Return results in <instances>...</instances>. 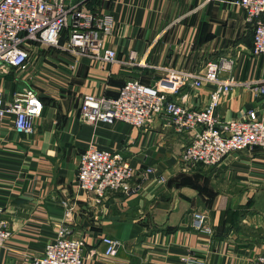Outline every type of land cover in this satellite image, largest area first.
I'll return each instance as SVG.
<instances>
[{
  "label": "crops",
  "instance_id": "0c3cea01",
  "mask_svg": "<svg viewBox=\"0 0 264 264\" xmlns=\"http://www.w3.org/2000/svg\"><path fill=\"white\" fill-rule=\"evenodd\" d=\"M86 6L114 17L106 44L117 61L66 50L63 32L60 46L28 44L26 70L0 69L5 104L25 86L44 104L33 133H18L13 116L0 128V206L13 232L0 248V264H32L65 223L85 241V264H250L264 252L263 148L234 151L216 166H187L180 156L193 132H176L165 116L144 128L80 119L85 94L117 97L128 81L157 86L168 72L199 75L222 58L232 60L219 74L232 89L216 115L241 118L255 108L264 117V94L256 89L264 84V55L253 52L245 11L233 0H89ZM192 81L169 98L203 108L215 86ZM90 146L121 152L135 168L139 192L96 203L81 190L79 158ZM197 210L208 213L212 233L194 228ZM104 236L121 242L116 256L104 255Z\"/></svg>",
  "mask_w": 264,
  "mask_h": 264
},
{
  "label": "built area",
  "instance_id": "2783aa9c",
  "mask_svg": "<svg viewBox=\"0 0 264 264\" xmlns=\"http://www.w3.org/2000/svg\"><path fill=\"white\" fill-rule=\"evenodd\" d=\"M89 0H0V69L28 68L29 43L60 46V39L67 31L64 48L68 51L91 56L111 63L118 59L117 51L108 47L107 38L113 35L116 21L111 14L94 11L86 5ZM245 11L246 21L254 27L253 52L264 55V0H233ZM133 59L135 52L130 54ZM232 60L222 58L220 63H209L205 72L193 75L184 72H168L157 86L140 81H128L117 97L85 94L80 108V119L85 124L121 121L138 128L147 127L155 118L165 116L166 125L178 133L193 132L189 144L181 153L184 165L203 164L216 166L230 153L246 148L264 149V117L257 109L248 110L243 117L222 120L216 108L232 89V81L220 79L221 70L231 69ZM200 87L214 84L205 107L193 109L184 103L170 99L190 80ZM264 94V84L257 88ZM44 104L38 93L29 86L17 90L11 101L3 102L0 89V128L4 119L14 117L18 133H33L36 120L42 115ZM154 172L153 168L147 169ZM135 168L119 151L90 146L81 154L78 164V187L92 195L96 203L113 193L131 197L140 190L134 184ZM158 179L166 180L165 174ZM4 209L0 206V248L12 237V230L2 221ZM70 212H68L69 216ZM193 226L198 231L212 233L208 213L193 212ZM104 255H117L121 242L104 236ZM85 241L74 236L69 223L59 227L55 238L50 239L42 254L32 264H85ZM185 262L189 258H183ZM250 264H264V252Z\"/></svg>",
  "mask_w": 264,
  "mask_h": 264
},
{
  "label": "trees",
  "instance_id": "16d2710c",
  "mask_svg": "<svg viewBox=\"0 0 264 264\" xmlns=\"http://www.w3.org/2000/svg\"><path fill=\"white\" fill-rule=\"evenodd\" d=\"M64 33H66V34H67V31H64Z\"/></svg>",
  "mask_w": 264,
  "mask_h": 264
}]
</instances>
